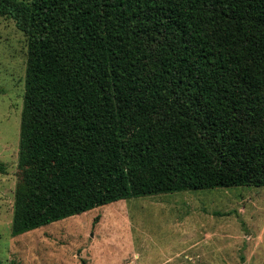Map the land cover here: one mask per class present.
<instances>
[{
    "label": "trees",
    "instance_id": "trees-1",
    "mask_svg": "<svg viewBox=\"0 0 264 264\" xmlns=\"http://www.w3.org/2000/svg\"><path fill=\"white\" fill-rule=\"evenodd\" d=\"M0 16L27 37L13 235L264 186V0H0Z\"/></svg>",
    "mask_w": 264,
    "mask_h": 264
},
{
    "label": "rangeland",
    "instance_id": "rangeland-1",
    "mask_svg": "<svg viewBox=\"0 0 264 264\" xmlns=\"http://www.w3.org/2000/svg\"><path fill=\"white\" fill-rule=\"evenodd\" d=\"M26 59L0 16V264H264V186L125 198L13 235Z\"/></svg>",
    "mask_w": 264,
    "mask_h": 264
},
{
    "label": "crops",
    "instance_id": "crops-1",
    "mask_svg": "<svg viewBox=\"0 0 264 264\" xmlns=\"http://www.w3.org/2000/svg\"><path fill=\"white\" fill-rule=\"evenodd\" d=\"M197 241L199 242V240L194 239V240L192 241V245H195ZM198 242H197V243H198Z\"/></svg>",
    "mask_w": 264,
    "mask_h": 264
}]
</instances>
